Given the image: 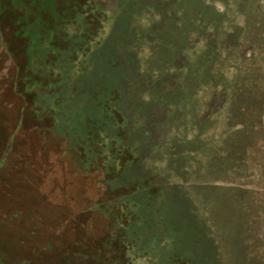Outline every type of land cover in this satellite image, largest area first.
<instances>
[{"label": "rangeland", "instance_id": "rangeland-1", "mask_svg": "<svg viewBox=\"0 0 264 264\" xmlns=\"http://www.w3.org/2000/svg\"><path fill=\"white\" fill-rule=\"evenodd\" d=\"M17 1L0 0V264H93L117 201L139 207L120 264H232L230 210L203 190L239 183L216 174L235 130L264 137L262 101L234 107L264 89V0H41L45 18Z\"/></svg>", "mask_w": 264, "mask_h": 264}, {"label": "trees", "instance_id": "trees-1", "mask_svg": "<svg viewBox=\"0 0 264 264\" xmlns=\"http://www.w3.org/2000/svg\"><path fill=\"white\" fill-rule=\"evenodd\" d=\"M19 1L23 5L28 3L31 4L32 6L30 7L31 8L30 10H32V12L44 13L42 14V17L44 18L45 15H47L48 13L43 9L42 7L43 4L41 0H19ZM64 2H65L64 0L63 1L57 0L55 1L54 4L58 8V6H63ZM68 2L74 3L72 8L76 12V15L79 13H83L80 10L79 0H72V2L69 0ZM58 9L60 12L62 11L60 8ZM24 13L25 12H21V15L22 16L25 15ZM68 14L71 13L69 12ZM256 14L259 17V14L258 13ZM61 18H63V16ZM56 20L57 23H53L52 20L51 24L47 26L49 27L47 29L54 32L53 27L55 25L56 26L58 24L62 25L60 22V17H57ZM31 21L34 22L35 19L31 17ZM41 22H43L42 25L45 27V22L43 19H41ZM19 23H21L20 20ZM263 28H264V16H262L261 19H259L255 29L256 30L259 29L261 32ZM20 31L23 32V30ZM24 36L30 39V37L26 33ZM56 36H57V32L56 34H54L53 37L56 38ZM42 40L43 38L40 39L41 42ZM54 41L51 42L52 46H54ZM260 91L261 92H259V87L257 88L253 87L251 89V92L246 94L247 97H243L244 102L241 101L236 103L235 101L238 100L234 101V107L238 108V111L241 113V115H246L245 113L246 105H244L245 103L248 102L253 103L255 105L253 109L256 110L258 109V107H256L257 103L259 101H262V105L259 106L260 111H259L258 119L262 117V114L264 113V89L261 88ZM34 92L36 95L37 94L39 95L38 92L36 91ZM262 93H263V97L260 98ZM111 95L112 97L116 96L117 98H119L117 94L112 93ZM106 101L109 102V100ZM96 105L97 107L95 108H99L100 106L99 103H96ZM231 106L233 107V104ZM110 116H111V112H109L108 114V117ZM262 125L263 124H260L261 127ZM258 126L259 125H256V123H253L249 131L250 134L252 135L257 134L259 129ZM244 132L245 131L243 127H240V130L238 129L235 130L234 132L235 133L234 135L236 137H227L226 143H228L230 147L229 146L228 148L225 147V150L222 153V158L220 157V159H218L219 162L217 163L218 166H220V170L216 171V174L221 172L222 174H224V176L226 177L229 176L230 180H239V183L237 182L233 185H228V186L218 185L220 187H216L213 185L205 187V189L203 190L206 193V194L204 193L205 194L204 198H206L208 194H214L216 192L217 195L216 198L221 197V199H219V209L222 210L225 208L228 210V212L230 210L232 218H227L223 216L220 217V219L224 220V224L227 227L229 226L233 227L234 237L231 235L230 236L227 235L225 239L222 238L224 233L220 229L221 228L220 225L215 224L214 230L216 231L218 230L219 234L216 236L219 237L220 239H223L226 243V246L223 247L221 251L226 255L231 254V257L232 254L237 253L236 259L234 256L235 261H233L232 264H264V137H248L249 132H245V133ZM238 135L239 137H237ZM122 147L124 146L120 145L121 151H122ZM107 152L109 153V157L110 155H114V153H112L111 150H108ZM210 161L211 162L209 164L213 165V163H215V161H212V159ZM103 167L105 166L103 165ZM111 168L112 165L108 164V166L104 168L106 171L104 173L109 174V170H111ZM186 194L187 193H185L186 197H190L188 194L187 195ZM122 195L121 197L124 196ZM125 195L128 194L125 193ZM117 203H115L114 205L115 212L112 210L107 211L110 215L111 220H114V223L118 222L121 225L122 230L118 231L119 233L124 232L127 235L134 234L135 232H137L136 222L139 220V216L137 217L134 216L135 213L138 214L137 211L139 210L137 202L136 205H134L135 211L134 208L132 207L128 209L127 212H125V210L124 211L121 210L122 206H124V204H121L123 202L118 203L119 206H117ZM213 203L214 201L211 203V205ZM208 204L209 203L206 200V211H208V216L211 217V214L213 212L211 206L210 208H208L209 207ZM214 214L218 215V213L216 212ZM222 220H221V225L223 224ZM119 233L117 234V236L114 235L113 238L112 236H110L109 238H105V241H103L102 243H98L95 251L92 254L93 256H91V261L93 262V264H97V262H99V264H120L123 262L124 258H127L126 254L124 256V252H123L124 251L123 249L125 250L128 249L127 248L128 244L127 245L125 244L126 237L124 233L123 236H121ZM131 245L135 246V243ZM102 247L107 248L109 250L107 255L103 254ZM76 258L78 257L76 256ZM69 260H70L69 262L72 263V260L71 259Z\"/></svg>", "mask_w": 264, "mask_h": 264}]
</instances>
